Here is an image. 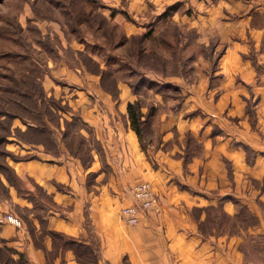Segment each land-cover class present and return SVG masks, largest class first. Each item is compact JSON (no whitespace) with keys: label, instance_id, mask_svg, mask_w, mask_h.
Instances as JSON below:
<instances>
[{"label":"crops","instance_id":"crops-1","mask_svg":"<svg viewBox=\"0 0 264 264\" xmlns=\"http://www.w3.org/2000/svg\"><path fill=\"white\" fill-rule=\"evenodd\" d=\"M187 4L208 11L207 16L181 19L196 28L197 41L209 53H194L193 73L198 76L180 79L176 110L161 112L162 141L156 149L142 148L129 125L126 106L134 96L126 84L118 82L116 95H111L96 75L78 62L70 65L61 50L57 60L49 61L50 73L64 80L43 85L55 94L70 89L54 100L71 108L57 111L56 124L48 121L52 139L36 143V158L14 168L30 176L51 204L33 210L34 202L16 188L8 189L10 202L0 200V214L10 212L21 221L19 226L0 223V239L28 264H264V252L261 260L244 256L237 236L213 233L203 238L189 212L213 204L232 215L236 200L246 204L259 218L250 232L262 234L264 248V24L251 28L249 14L264 11V0ZM222 11L248 14L234 20L220 17ZM241 22L236 34L229 30L230 23ZM70 121L79 123L74 131L83 140V151L73 150L66 139L70 135H63ZM174 128L179 140L191 132L200 144L187 161L171 156L183 151L182 144L170 151L161 148ZM78 152L87 159L76 156ZM147 152L156 155V165ZM143 180L160 196L161 211L142 214L135 225L124 224L120 209L131 203L130 187ZM90 250V262H80L78 255L85 258Z\"/></svg>","mask_w":264,"mask_h":264},{"label":"rangeland","instance_id":"rangeland-1","mask_svg":"<svg viewBox=\"0 0 264 264\" xmlns=\"http://www.w3.org/2000/svg\"><path fill=\"white\" fill-rule=\"evenodd\" d=\"M187 2L188 0H0L1 201L10 202L8 189L18 187L21 191L30 190L29 198L36 205L31 209L36 210L37 207V211H41L51 204L42 189H36L30 182L32 178L18 174L14 166L18 162L36 158V143L51 139L48 121L56 124L59 115L57 111L71 108L54 100L70 89L61 88V92L57 91L55 94L53 88L49 90L43 85L47 80L56 85L63 84L62 77L50 73L49 61L57 60V51H62L61 55L70 65L78 62L85 71L96 75L106 92L111 95H116L118 82L126 84L134 96L133 101L139 102L145 118L141 125V139H138L140 146L156 149L160 145L162 132L158 126L161 112L176 110V101L181 95V86L178 85L180 79L189 81L198 76L193 73L194 53L198 56H207L209 53L208 46L197 41L196 28L181 19L198 14L207 16L208 11L196 10ZM247 14L222 11L220 17L235 20L237 17H247ZM249 14L253 25L251 28H260L264 24V11H252ZM243 23L236 26L230 23L229 30L242 29ZM233 33L230 32V36L236 34V31ZM204 34L208 35V30ZM76 44H80L82 49H74ZM88 45L93 46L94 51L89 50ZM177 47L182 49L178 51ZM83 51L91 53V56L94 54L97 62L80 53ZM74 52L77 54L76 58L73 57ZM132 61L138 64L131 65ZM99 69L102 72H95ZM39 123L44 131L39 128ZM78 126V121H70L66 126L69 128L63 131V135H70L66 139L75 145H71L73 150L83 151V140L74 131ZM172 132V136L161 148L170 151L174 146L182 144L183 151L173 152L171 156L189 159L194 151H199L200 144L191 132H186L180 140L175 128ZM145 154L156 165V155L148 152ZM75 155L84 161L87 159L83 152ZM16 205L11 202L10 207L18 209ZM234 206L239 208L237 204ZM200 211L189 208L192 215L199 214ZM4 213L6 212L0 216ZM241 235L242 238L232 236H237L240 243L244 240H257L244 239L245 234ZM10 253L0 239V264H21L16 260V255L15 260L11 261ZM257 256L256 253L248 255L250 258Z\"/></svg>","mask_w":264,"mask_h":264},{"label":"trees","instance_id":"trees-1","mask_svg":"<svg viewBox=\"0 0 264 264\" xmlns=\"http://www.w3.org/2000/svg\"><path fill=\"white\" fill-rule=\"evenodd\" d=\"M95 37H97V36H95ZM88 49L94 51L93 46L88 45ZM181 49H182L181 47H179V48L177 47L176 50L180 51ZM80 53L83 54L84 56L91 57L93 62H97L95 60L96 58L93 57L94 54H92V56H91V53H88V52L86 53V51H83ZM253 61L256 64L255 60H253ZM134 63H136V61H132L130 64L134 65ZM136 64H138V63H136ZM95 72H102V71L99 69ZM126 111H127V118H128L129 125H130L131 129L134 130V132L137 135V138L141 139V135H142L141 125H142V122H144L145 118L143 117V112L141 111V106L139 105V102L135 101V100L132 102H128L127 106H126ZM39 126H40L39 128H41L40 123H39ZM41 129L44 131V128H41ZM36 134H37V131H36ZM50 135H51V133H50ZM39 142L47 143L45 141H39ZM141 147L144 148L143 146H141ZM192 156H193V154H192ZM187 160H188V158L183 159V161H187ZM30 182H32V181L30 180ZM33 184L36 186L35 183H33ZM15 188H16V190H18L17 191L18 194L24 195L27 198L30 197V190L29 189H24L21 191L20 188H18V187H15ZM37 188L40 189V187L36 186V189ZM36 204H37V201H36ZM236 204L239 205V208L232 215L226 214L220 205L216 206V205L210 204V205H206V206H202V207H198V206L192 207L194 209L201 210L199 212V214H195V215L193 214L197 220V230L203 238H208L209 235H211L213 233L217 234V235L218 234H227L228 236L237 235V236H241V238H242L241 234L244 233L245 234L244 239H248V238H249V240H256L257 239L255 242L244 240V242L240 243V248H241L242 252L244 253V256L247 259H249V260H253V259L261 260L262 259L261 255L264 252L263 236L261 233L250 232V229H252L253 227H255L259 224V218L254 212H252L250 210V208L246 204H242L237 200H236ZM202 212H204V217L200 219L199 216H200V213H202ZM52 235H54V237L56 236L60 240L63 239V235L60 233L53 232ZM1 241L3 242V240H1ZM3 246L5 249H8L11 251L10 256H9L11 261L15 260L12 256V254L16 253V254H18V257L16 260L21 262V264H28L26 257L22 253H17V251L12 249L11 247L6 246L4 243H3ZM92 252L93 251L90 250L89 255H87L85 258L81 257V255H78V260L80 262H90V260L92 258L91 255H93V254H91ZM250 253H256V254H258V256L256 258H250V257H248V255Z\"/></svg>","mask_w":264,"mask_h":264},{"label":"built area","instance_id":"built-area-1","mask_svg":"<svg viewBox=\"0 0 264 264\" xmlns=\"http://www.w3.org/2000/svg\"><path fill=\"white\" fill-rule=\"evenodd\" d=\"M160 211V196L150 181L143 180L131 187V203L120 209V218L125 224L135 225L139 222L142 214H158ZM4 222L16 226L21 224L20 219L10 212L0 216V223Z\"/></svg>","mask_w":264,"mask_h":264}]
</instances>
